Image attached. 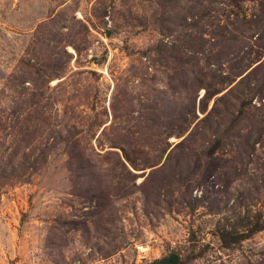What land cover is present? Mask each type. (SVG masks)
Segmentation results:
<instances>
[{"label":"rangeland","instance_id":"1","mask_svg":"<svg viewBox=\"0 0 264 264\" xmlns=\"http://www.w3.org/2000/svg\"><path fill=\"white\" fill-rule=\"evenodd\" d=\"M0 264H264V0H0Z\"/></svg>","mask_w":264,"mask_h":264},{"label":"trees","instance_id":"2","mask_svg":"<svg viewBox=\"0 0 264 264\" xmlns=\"http://www.w3.org/2000/svg\"><path fill=\"white\" fill-rule=\"evenodd\" d=\"M11 124L13 125V121H11ZM10 128L13 127V126H9ZM37 161H34L33 163H29L28 162V165L23 167V171H21L20 173H18L17 175L15 176H10L6 179V183L4 182V184L6 186H13L15 183L17 182H23V181H26L28 180V178L31 176V174L35 171L36 167H35V164H36ZM8 180V181H7Z\"/></svg>","mask_w":264,"mask_h":264}]
</instances>
